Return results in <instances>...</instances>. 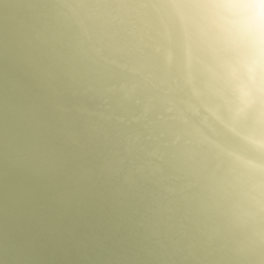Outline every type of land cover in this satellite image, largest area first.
I'll return each mask as SVG.
<instances>
[{"label": "water", "instance_id": "water-1", "mask_svg": "<svg viewBox=\"0 0 264 264\" xmlns=\"http://www.w3.org/2000/svg\"><path fill=\"white\" fill-rule=\"evenodd\" d=\"M262 13L0 0V264H264Z\"/></svg>", "mask_w": 264, "mask_h": 264}, {"label": "bare ground", "instance_id": "bare-ground-1", "mask_svg": "<svg viewBox=\"0 0 264 264\" xmlns=\"http://www.w3.org/2000/svg\"><path fill=\"white\" fill-rule=\"evenodd\" d=\"M238 1L241 2V0H238ZM243 3H244L245 5L247 4V2H245V1H243ZM256 4H258V5H262V4H264V0H256ZM256 16H258V14H257ZM262 17H264V13H262V15L258 17V19H259V18H262ZM251 25L253 26L254 29L258 30L257 27H256V23H255L254 20L252 21V24H251Z\"/></svg>", "mask_w": 264, "mask_h": 264}]
</instances>
